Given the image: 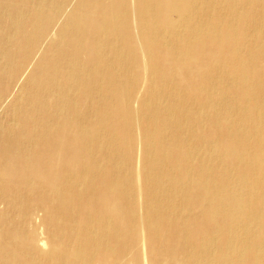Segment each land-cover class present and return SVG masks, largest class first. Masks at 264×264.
<instances>
[{"label":"bare ground","instance_id":"1","mask_svg":"<svg viewBox=\"0 0 264 264\" xmlns=\"http://www.w3.org/2000/svg\"><path fill=\"white\" fill-rule=\"evenodd\" d=\"M0 264H264V0H0Z\"/></svg>","mask_w":264,"mask_h":264},{"label":"rangeland","instance_id":"2","mask_svg":"<svg viewBox=\"0 0 264 264\" xmlns=\"http://www.w3.org/2000/svg\"><path fill=\"white\" fill-rule=\"evenodd\" d=\"M22 83H23V79L21 80V83L18 84V86H17V90L15 89V91L13 92V93H14L13 97L17 96L18 89L20 88V86L22 85ZM16 91H17V92H16ZM15 92H16V93H15ZM15 94H16V95H15ZM13 97L11 96L10 99H12ZM38 237H39L40 239L42 238V237H41V232L38 234Z\"/></svg>","mask_w":264,"mask_h":264}]
</instances>
